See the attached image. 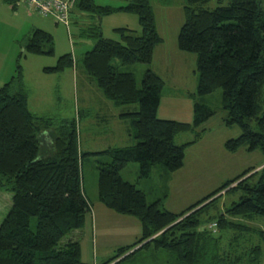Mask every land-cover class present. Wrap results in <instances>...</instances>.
<instances>
[{"label": "trees", "instance_id": "16d2710c", "mask_svg": "<svg viewBox=\"0 0 264 264\" xmlns=\"http://www.w3.org/2000/svg\"><path fill=\"white\" fill-rule=\"evenodd\" d=\"M5 1L16 7L21 0ZM211 1L186 0L178 33L179 49L197 55L198 101L192 122L158 116L165 81L156 71L146 69L139 85L133 71L120 69V64H151L155 46L164 42L151 0H129L117 7L78 0L79 9L93 20L82 32L88 31L89 39L96 38L83 55V67L116 106L139 103L138 110L126 109L117 115L127 124L135 143L81 151L76 120L56 122L29 110L20 68L0 88V191L13 193L11 208L0 223V264L81 263V234L64 239L74 231L81 232L92 211L82 175L87 154L109 158L96 160L99 201L117 213L137 218L143 227L139 240L119 247L102 264L121 256L131 258L145 248L167 252L168 264L262 263L264 165L246 168L181 212L165 208L161 197L150 201L139 185L141 179L151 177L155 166L161 164L171 172L184 167L187 147L201 139L206 130L202 125L216 113L201 98L220 88L226 123L241 129L238 137L225 142V148L229 152L264 149L262 0H216L214 8ZM118 11L136 14L141 33L120 26L114 29L118 39L104 36L99 19ZM23 47L33 54H53L54 37L36 27ZM71 66H76V59L73 53H66L45 71ZM199 127L192 140L176 143L177 135ZM131 162L140 164V178L135 182L122 175ZM236 190L242 194L228 206L224 195ZM33 217H37L36 229L32 228Z\"/></svg>", "mask_w": 264, "mask_h": 264}, {"label": "rangeland", "instance_id": "374dc122", "mask_svg": "<svg viewBox=\"0 0 264 264\" xmlns=\"http://www.w3.org/2000/svg\"><path fill=\"white\" fill-rule=\"evenodd\" d=\"M97 3L111 6L125 5L129 0H96ZM186 0H153L157 5L168 2L176 8L170 10L171 19L179 4ZM226 3V2H225ZM264 6V0H262ZM74 13L83 12L78 18L80 25L87 12L80 10L78 0L71 3ZM217 6L216 0L210 2V7ZM76 10V11H75ZM71 24V25H70ZM76 23L58 22L52 15L42 16L35 9L21 0L16 7L0 0V88L13 76L18 75V68L22 72L24 83L28 91L29 110L39 116L51 117L56 122L76 120L79 131L80 150L84 152L104 150L109 146H121L135 143L136 140L128 134V126L119 121L118 114L122 111L139 109V103L116 106L104 96L96 80L83 67L82 58L86 51L92 49L96 38L88 37L89 32H82L86 26L80 25L79 33H75ZM134 27L141 33L139 18L134 13L123 11L113 12L102 17L104 36L118 39L114 30L116 27ZM49 31L54 37L55 52L53 54H33L24 50L26 36L36 28ZM82 32V33H81ZM165 42L154 49L152 63L120 64L122 71H133L140 85L147 68L153 67L164 79L158 116L163 119H175L192 122L194 120V105L198 101L195 97L199 83L197 71V55L179 49L178 36L168 29L162 34ZM93 42V44H92ZM73 53L77 58V66L67 67L63 71L47 72L45 67H52L58 63L61 55ZM183 86V87H182ZM223 90L201 100L215 109V115L204 123L201 129H206L203 136L195 144L186 149L185 165L175 172L167 171L163 165L155 166L151 177L141 179L140 187L148 194L150 201L161 197L164 207L174 212H180L195 202L207 196L229 178H233L250 166L260 168L264 165V149L248 151L241 148L233 155H227L225 142L241 134L239 125H229L225 121L227 113L222 109ZM81 115V118L79 117ZM80 118V119H79ZM195 132L181 133L175 138L176 143L182 144L192 140ZM231 153V152H230ZM97 159L108 161L107 156L84 155L82 164L83 184L92 202L99 200L98 179L99 170ZM125 179L132 182L139 180L140 164L131 162L123 170ZM168 194V195H167ZM241 190L232 191L224 195V201L229 206L238 201ZM13 193L0 191V223L7 215L12 205ZM137 220V219H136ZM37 217L32 218V228L36 229ZM87 225V224H86ZM85 225V228H86ZM85 232L84 227L81 229ZM74 231L64 239L77 235ZM85 239V240H84ZM81 263L93 264L94 243L91 231L80 239ZM258 242V238H255ZM262 263L264 264V241ZM117 245L112 250H117ZM111 254H115L114 251ZM92 257V259H91ZM169 254L163 252L156 260L161 264H168ZM152 258L147 250L135 256L134 261L126 260L120 264H154L157 261L145 262L142 259ZM100 259L97 258V263Z\"/></svg>", "mask_w": 264, "mask_h": 264}, {"label": "crops", "instance_id": "0c3cea01", "mask_svg": "<svg viewBox=\"0 0 264 264\" xmlns=\"http://www.w3.org/2000/svg\"><path fill=\"white\" fill-rule=\"evenodd\" d=\"M152 1V5L156 14V22H157V28L159 33L162 35L165 31H168V29H172V32L176 33L178 36V33L180 31V28L184 22V5L185 3L182 1L179 4L180 10L178 9V12L174 14V16L171 19L170 16V10L172 8H176L175 5H171L168 2L162 3L160 5H157ZM100 5H108V4H102L98 3ZM121 6V5H119ZM117 7V6H115ZM76 11V10H75ZM83 14L80 12L74 13L72 11L71 6V16L70 21L72 23H76L74 32L77 34L80 32L81 27L88 26L93 24V20L90 19V16L85 15L82 20H80V25H77V19L81 18ZM101 25H102V18L99 19ZM71 25V24H70ZM80 28V29H79ZM135 29L134 27H132ZM137 30V29H136ZM90 40V39H89ZM165 40V39H164ZM165 42V41H164ZM93 44V42H92ZM159 45V44H158ZM161 45V44H160ZM157 46V45H156ZM155 46V48H156ZM74 56V55H73ZM74 58L77 60V58L74 56ZM154 58V56H153ZM78 64L76 63V66ZM155 71V69L151 66L149 67ZM148 69V68H147ZM183 87V86H182ZM208 122V121H207ZM235 152H229L227 155H233ZM141 184V183H140ZM168 195V194H167ZM186 209V208H185ZM185 209H182L185 210ZM170 210V209H169ZM181 212V211H180ZM133 216L125 215L117 213L110 208L106 207L103 203H101L99 200L95 203H93L92 211L87 215L86 219V228L84 226L85 232L78 230L77 234H81V238H85V235L88 231H91V235L93 236V264H96L97 258L100 259V262H106L107 260L113 258L115 254L117 253V250H112V246H126L131 245L135 243L137 240L140 239L143 232V227L141 222ZM85 240V239H84ZM142 244H139L135 247L138 248ZM117 247V249L119 248ZM134 250V249H133ZM131 250V251H133ZM144 250H147L149 254L152 256V258H144L142 259L145 262H149L151 260L157 261V258L159 255H161L164 251L161 250H155L153 248H145L141 251H139L137 254H135L131 258H123L124 256H121L119 259H116L115 261L109 263V264H120L126 260L134 261L135 256L142 253ZM114 251L115 254H111V252ZM130 251V252H131ZM123 258L120 262L116 263L118 260ZM92 259V257H91ZM97 263V264H102ZM154 264H161L160 261L155 262Z\"/></svg>", "mask_w": 264, "mask_h": 264}, {"label": "built area", "instance_id": "2783aa9c", "mask_svg": "<svg viewBox=\"0 0 264 264\" xmlns=\"http://www.w3.org/2000/svg\"><path fill=\"white\" fill-rule=\"evenodd\" d=\"M31 9H35L42 16L52 15L58 22H70L71 0H24ZM215 225V223L213 224Z\"/></svg>", "mask_w": 264, "mask_h": 264}]
</instances>
